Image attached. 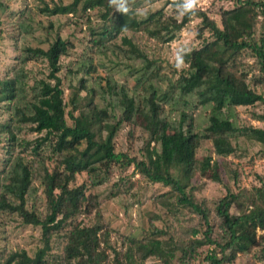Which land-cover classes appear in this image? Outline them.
<instances>
[{
    "label": "trees",
    "instance_id": "1",
    "mask_svg": "<svg viewBox=\"0 0 264 264\" xmlns=\"http://www.w3.org/2000/svg\"><path fill=\"white\" fill-rule=\"evenodd\" d=\"M162 1L158 9L143 19H136L131 10H113L110 0H71L65 5L44 3L36 8L42 15L71 14L78 18L95 49L100 50L104 43L120 36L121 44L112 50L117 57L113 63L123 62L133 83L130 89L125 86L127 82L115 89L106 81L95 93L83 77L93 70L91 57L86 58L82 62L87 63L85 70H67L69 74L82 70L74 87L84 89L85 93L79 100L78 93L72 91L66 116L58 61L72 46L71 41L56 35L45 49L22 47L19 63L23 65L40 56L45 61L46 73L27 86L28 73L20 67L1 81L4 89L0 102H6L8 117L0 123L3 133L0 217L3 223L7 217L17 216L20 224L37 227L39 234L29 251L0 249L3 251L0 264H144L147 257L159 264H187L191 257L204 264H226L238 253L246 256L257 246L259 249L252 252L253 262L264 264V234H256V230H264V206L255 203L256 198L264 199L263 179L254 187L253 196L227 190L212 210L197 206L192 193L187 191L201 142L210 141L213 153L220 157L233 152L230 142L233 134L264 146V127H236L223 114L224 108L264 105V0H227L233 6L220 11L219 26L182 0ZM165 6L180 13L178 22L175 18L165 19L162 12ZM24 11L18 10L19 22L26 18ZM95 14L100 19L96 24L90 16ZM258 16L262 22L257 23ZM193 17L199 20L195 34L199 42L180 54L183 65L174 69L172 75L165 74L158 58L142 53L123 34L143 30L147 37L165 43ZM255 25H258L256 33ZM42 28L47 36L51 23ZM105 48L98 51L103 56ZM243 53L253 58L250 70L255 72L250 77L241 62ZM257 88L261 91L257 92ZM105 90L117 98L120 108L117 117L110 105L98 101ZM192 94L195 97L190 101L187 96ZM205 106L209 112L202 130L181 127L180 118H191ZM74 108H77L75 115ZM173 112L175 121L170 119ZM254 117L264 121V113ZM136 118L147 134L145 145L140 148L143 158L139 160L114 151L113 146L119 125ZM23 128L42 135L32 140L19 138ZM26 151L27 155L23 153ZM208 160L209 157L202 159L200 170L208 169ZM111 165L122 171L132 165V170L146 181L167 187L156 200L162 205L164 197L175 194L177 204L189 207L201 223L187 238L174 241L171 224L155 225L153 221L160 217L154 215L144 235L126 239L116 250L110 243L111 228L107 223L95 216L88 224L77 219L79 215L89 216L97 208L96 196L90 192V187L96 184L95 171ZM83 173L88 184L86 180L76 184V176ZM212 176L218 178L214 173ZM238 197L242 200L238 201ZM244 200L253 206L248 213L241 207ZM231 204L240 206L241 212L230 214ZM211 213L219 221L217 224L210 219ZM166 215L174 214L167 210ZM216 228L220 234L213 238ZM166 233L169 236L164 240L162 236Z\"/></svg>",
    "mask_w": 264,
    "mask_h": 264
},
{
    "label": "rangeland",
    "instance_id": "2",
    "mask_svg": "<svg viewBox=\"0 0 264 264\" xmlns=\"http://www.w3.org/2000/svg\"><path fill=\"white\" fill-rule=\"evenodd\" d=\"M71 0H0V97L3 95L4 85L1 81L11 76L13 69L24 67V71L28 73L25 77L26 85L29 86L34 82V79L44 77L46 73L45 61L42 57L35 58L21 65L18 58L22 55L21 49L24 45L30 47H40L45 49L56 35L61 38H66L71 41L72 46L67 50L66 54L59 57V77L63 88V100L67 103L65 113L69 111L71 105L68 100L71 97L72 91L78 93L77 99L82 100L84 89H77V81L82 76V70H85L87 63L83 61L91 57L93 70L90 74L83 77L86 78L87 87L92 86L95 93L104 87L106 81L113 85L115 89L119 85H125L127 89L132 87L133 78L128 75L127 68L123 62H115L117 57L112 54L115 45L121 44L120 36L113 41L104 43L100 50L107 48L105 55L100 54L98 48H93L90 42L91 38L87 35L86 28L83 23H79L78 18H73L71 14L59 15H42L36 11L37 7H41L44 3L51 6L52 3L68 4ZM112 1L113 10L125 9L131 10L132 16L136 19H143L151 11L158 9L162 5V0H110ZM192 9H197L204 12L208 18L212 19L218 26L219 13L222 9L232 8L233 4L227 0H182ZM18 10L25 12L26 18L23 22L20 21ZM165 19L175 18L176 22L180 20V13H177L171 6H165L162 9ZM96 15V16H95ZM90 15L92 23L100 21L97 14ZM71 18V19H70ZM38 22V23H37ZM199 20L195 17L191 18L186 24L176 31L174 38L168 42L162 43L153 38L147 37L143 30L136 32L125 31L123 34L131 38L136 48L150 58H158L161 67L165 74L172 75L174 69L181 68L183 65L180 54L186 51L191 46L197 43L196 26ZM262 22L261 17H257V23ZM51 23L49 34L46 36L42 26H48ZM27 26L29 28L26 30ZM49 29V28H47ZM254 32L258 31V25L253 27ZM256 33V32H255ZM206 35V34H205ZM199 42V41H198ZM253 58L243 53L241 62L244 69L247 71V77H250L255 70H250ZM76 74L67 73L69 69H77ZM125 76V77H124ZM116 85V86H115ZM261 91L257 88V92ZM264 93V89H263ZM98 94L95 95L96 100ZM102 97V100H101ZM99 98L102 104L110 105L111 112L119 116L120 108L117 105V98L105 90ZM195 94L187 96L192 101ZM167 107V105H165ZM77 108L72 110L75 115ZM209 112V107L205 106L197 110L192 117H182L179 124L185 130L200 131L207 123L206 118ZM264 113V105L255 104L252 106H235L227 110L223 109V114L228 116L236 127H245L248 125L256 127H264V121L257 120L254 116ZM8 110L5 101L0 102V123L7 120ZM171 120L175 121L174 112L171 113ZM114 121V119H110ZM136 121V122H135ZM2 132H0V170L2 169L3 149ZM42 134L30 132L23 128L19 133V138L32 140ZM235 137L230 138L233 152L226 156L220 157L213 153L210 141L205 140L199 145L196 150L195 164L192 176L189 180L187 191L193 195V201L197 206L212 210L217 204V201L226 194L227 190L230 193H242L243 195H254V187L258 186L261 179L264 180V146L259 142L248 139L239 134H233ZM147 136L143 126L137 118L131 122H122L117 129L113 146L114 151L127 153L129 156L142 159L143 155L141 147L145 145V137ZM152 143H150L151 145ZM25 155L28 152H23ZM209 157L208 169L200 170V162L203 158ZM26 158H28L26 156ZM29 159V158H28ZM50 166V165H49ZM204 169V168H203ZM106 171V172H104ZM218 178H214L212 174ZM85 174L76 176V184L81 181L85 182ZM86 184L88 181L86 180ZM90 192L94 193L97 201L95 208L89 216L79 215L77 219L85 224L94 221V216L99 218L100 222H105L111 228L110 243L114 244L116 250L119 249L122 242L129 238H137L146 233L150 228V217L153 220L154 215H158L159 220H154L153 223L157 226L164 227L165 223H170L174 228V241L187 238L192 229H196L201 223L198 215H196L189 207L178 205L176 195L171 194L163 199V204L156 200V196L167 190V187L161 184H154L146 181L136 171L132 170V165L126 167L124 171L118 169L115 165L109 167H100L99 171H95V178ZM37 195L40 196L39 190ZM251 196V197H252ZM244 197V196H242ZM238 197V201H241ZM245 201V200H244ZM43 204V202H41ZM241 203V202H240ZM256 206H264V199L256 198ZM39 203L36 204V206ZM41 204V205H42ZM168 207V208H167ZM245 208L244 213H248L253 206L250 202L245 201L241 204ZM241 207L236 204L229 206V213L236 214L241 212ZM167 210L174 215H166ZM210 219L217 224L214 214L211 213ZM0 217V249L17 250L24 248L29 251L36 243L39 234V229L31 225L20 224L17 216L7 217L3 223ZM171 234V227L169 229ZM193 231V230H192ZM197 234V232H196ZM220 234V229L216 228L213 231L214 238ZM256 234L263 235L264 230H256ZM168 234L162 237L168 239ZM196 236V235H194ZM211 247V246H209ZM259 247L251 248L248 254L238 253L236 258L226 264H259L254 263L252 252H255ZM199 250V249H198ZM1 251V250H0ZM201 252H205L201 248ZM0 253H3L0 252ZM191 257L187 264H204ZM144 264H159L155 259L147 257ZM186 264V263H183Z\"/></svg>",
    "mask_w": 264,
    "mask_h": 264
}]
</instances>
